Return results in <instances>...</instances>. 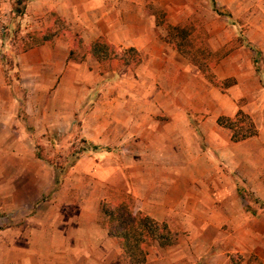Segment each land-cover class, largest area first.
<instances>
[{
    "label": "crops",
    "instance_id": "1",
    "mask_svg": "<svg viewBox=\"0 0 264 264\" xmlns=\"http://www.w3.org/2000/svg\"><path fill=\"white\" fill-rule=\"evenodd\" d=\"M6 1L0 3V207L32 210L19 234L0 240V264H129L118 239L96 224L101 200L122 197L174 234L168 246L148 244L143 264H231L236 255L240 264H264V92L240 107L233 102L237 110L225 102L231 109L223 112L219 95L204 98L206 78L164 40L154 15L163 10L166 22L181 24L192 0ZM235 1L214 0L226 7ZM17 2L22 10L14 9ZM55 21L66 29L56 31ZM4 22L9 30L16 26L13 33L2 31ZM48 28L54 34L43 39ZM14 33H27L32 43L13 49ZM99 37L118 50L136 49L140 62H100L90 52ZM253 40L264 58V35ZM247 53L244 46L229 53V72L221 76L234 80L228 87L256 86ZM238 110L257 133L234 141L218 118H234ZM56 131L111 147L81 155L63 176L46 175L30 145ZM18 180L28 184L14 191ZM45 181L53 184L45 189ZM76 203L79 214L70 211ZM86 229L104 234L97 244L112 239L115 251H68L88 245Z\"/></svg>",
    "mask_w": 264,
    "mask_h": 264
},
{
    "label": "rangeland",
    "instance_id": "2",
    "mask_svg": "<svg viewBox=\"0 0 264 264\" xmlns=\"http://www.w3.org/2000/svg\"><path fill=\"white\" fill-rule=\"evenodd\" d=\"M20 2V0H14V2ZM6 0H0L2 7ZM18 2L14 5V9H20ZM192 12L189 17L181 24L188 25V29L191 31L190 35L186 38L185 42L187 43L184 48L187 50H203L205 54H202L201 57H207L210 63L213 64V70L215 71V76L224 80L221 76L226 75L229 72V65L232 60L229 58V53L233 50L238 49L241 46L246 47L247 53V62L252 66L254 72L253 76L257 78L256 86L252 84H246V87L233 85L231 87L222 88L216 87L207 81L205 82V88L201 89L200 92H205L204 98L208 99L207 95H210L214 101L216 100V95L220 96V110L230 111V109L237 110L238 107L246 103V98L251 99L253 95L264 92V58L262 52L260 51L258 45L254 43L253 39H258L260 36L264 35V0H236L233 6H213L211 0H192ZM1 6V4H0ZM149 11H153L154 8L148 4ZM15 22V21H14ZM63 22L55 21L56 31H63L66 29V25H62ZM9 23L4 22L2 24V31L5 32L6 28L8 29ZM16 26L14 25L11 30H6L8 34L13 33ZM163 28V27H162ZM5 29V30H4ZM52 29V28H51ZM164 32L165 29L163 28ZM11 32V33H10ZM6 33V34H7ZM31 33V32H29ZM13 35V36H12ZM10 35V40L12 43V48L18 50L23 48L27 43H32V40H29L26 35L27 33H14ZM36 40V39H35ZM34 40V42H35ZM242 56H245V53H241ZM184 57V56H182ZM188 60L186 57H184ZM190 62V61H188ZM240 63H244V59ZM9 64V63H8ZM240 70L242 73H246V67L241 66ZM229 77V76H228ZM226 78V77H224ZM261 87V88H260ZM211 90V91H210ZM247 94V95H246ZM232 100V101H230ZM225 102H230L229 105L223 106ZM233 102L236 106L233 105ZM207 106H205L206 108ZM206 111H210V107L206 108ZM231 110V111H233ZM191 115L190 119L192 122L196 123V113L192 110L187 111ZM212 111L208 112L211 113ZM22 113V111H21ZM201 136L199 137V140ZM111 146L107 145H93L84 140L83 136L78 133H73L69 135L68 133L63 132H46L41 137H38L33 142V145H30L34 157L40 159L45 164V174L46 175H57L58 177L66 174L75 163V161L85 153L90 151L95 152L101 148L106 149ZM204 149L207 150V144L204 140ZM110 149V148H109ZM122 152H127L124 150ZM40 161V162H41ZM58 167H62V170ZM14 191L20 186H23L28 183H21L19 180L13 183ZM50 181L44 182L45 189L48 188V185H52ZM24 191L27 194L26 190ZM98 191V190H97ZM22 196V192H19ZM246 200L252 201L254 197L250 192L242 193ZM20 196V195H19ZM118 197V196H117ZM31 201L32 197H27ZM121 198V197H119ZM126 199L121 198V201L117 202L116 199L113 201H107L106 199L101 200L109 202L112 204H117L124 202ZM100 202V203H101ZM129 204L128 201H125ZM15 205V204H14ZM249 205V204H248ZM77 203L74 204V207H70L71 212H78ZM12 209H5L0 207V240H4L10 236H16L22 231L21 225L26 221V218L31 214L26 206L21 204L13 206ZM25 207V208H23ZM249 207H251L249 205ZM77 214V215H78ZM76 218V217H75ZM103 216L98 215L97 226L103 228ZM14 228V229H12ZM11 229V230H10ZM99 229V228H98ZM83 233V232H82ZM84 241L88 242V245H77L73 247H66L71 253L80 255L81 253H94L100 254L104 253L108 248L111 250L110 253H113L117 245L111 246L113 243L112 239L109 244H97L100 238H104V234L97 229H86L83 233ZM93 242V243H91ZM65 249V247H64ZM70 249H73L72 251ZM112 264H117V261L114 260Z\"/></svg>",
    "mask_w": 264,
    "mask_h": 264
},
{
    "label": "trees",
    "instance_id": "3",
    "mask_svg": "<svg viewBox=\"0 0 264 264\" xmlns=\"http://www.w3.org/2000/svg\"><path fill=\"white\" fill-rule=\"evenodd\" d=\"M211 1L215 7L214 0ZM154 15L156 24L165 29L164 40L170 43L178 53L196 65L208 82L222 88H226L234 82L232 78L220 80L215 76L212 70L214 63L206 60V56L205 59L201 57L202 54L206 53L205 51L184 48L187 44L185 40L191 32L187 27L188 25H172L166 22L163 10H155ZM53 34L52 29L48 28L43 39H48ZM90 52L100 62L119 59L122 63L132 66L140 62V55L136 49L131 47L118 50L108 44L103 37L97 38L91 44ZM218 123L231 131V138L234 141L245 139L257 133L252 118L242 110H238L234 118L219 117ZM58 168L62 170V167ZM100 210L104 218L103 226L107 229L108 235L118 239L122 253L129 264L144 263L148 244L156 242L159 246L165 247L174 241V234L166 223L157 222L143 212L133 210L127 202L112 204L102 201ZM239 260L240 257L238 259V255H236L232 257L231 264H240Z\"/></svg>",
    "mask_w": 264,
    "mask_h": 264
},
{
    "label": "built area",
    "instance_id": "4",
    "mask_svg": "<svg viewBox=\"0 0 264 264\" xmlns=\"http://www.w3.org/2000/svg\"><path fill=\"white\" fill-rule=\"evenodd\" d=\"M4 30H5V29H4ZM6 30H7V28H6ZM6 30H5V31H6Z\"/></svg>",
    "mask_w": 264,
    "mask_h": 264
}]
</instances>
